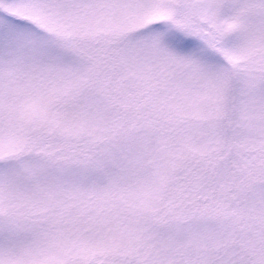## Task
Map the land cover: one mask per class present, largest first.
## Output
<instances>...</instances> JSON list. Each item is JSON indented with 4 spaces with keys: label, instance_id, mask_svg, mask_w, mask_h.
<instances>
[{
    "label": "snow or ice",
    "instance_id": "6c2138e0",
    "mask_svg": "<svg viewBox=\"0 0 264 264\" xmlns=\"http://www.w3.org/2000/svg\"><path fill=\"white\" fill-rule=\"evenodd\" d=\"M0 264H264V0H0Z\"/></svg>",
    "mask_w": 264,
    "mask_h": 264
}]
</instances>
